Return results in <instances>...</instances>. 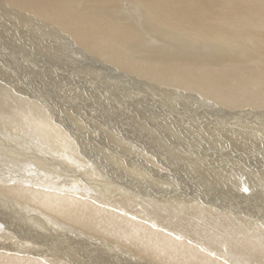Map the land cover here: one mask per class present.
Wrapping results in <instances>:
<instances>
[{"label": "bare ground", "instance_id": "obj_1", "mask_svg": "<svg viewBox=\"0 0 264 264\" xmlns=\"http://www.w3.org/2000/svg\"><path fill=\"white\" fill-rule=\"evenodd\" d=\"M0 22V141L38 149L0 155V264H264V0H0Z\"/></svg>", "mask_w": 264, "mask_h": 264}, {"label": "rangeland", "instance_id": "obj_2", "mask_svg": "<svg viewBox=\"0 0 264 264\" xmlns=\"http://www.w3.org/2000/svg\"><path fill=\"white\" fill-rule=\"evenodd\" d=\"M14 27H20V26L15 24V23H13V22L12 23H7V24H4L3 22H0V29L3 30V33L0 34V35L3 36V39H4V35L5 34L8 36V34L10 33V28H12V30H13V29H15ZM12 34H14V33L12 32ZM64 60L65 61L55 62L54 64L56 66H64V67H67L68 65L72 66L70 62H67V61L73 62L72 60H69V59H64ZM93 76L95 78H97L98 80L105 79V82L107 83L105 89L109 93L114 95L115 97H117L120 100H122L123 102H125V104L126 103L129 104L131 107H137L138 105H145V106L151 108L154 111V110H161L162 107L165 105V103L163 101V95L162 94H160V93H151V95H152V97H153L155 102L154 103L147 102L145 100L146 98H145L144 94L141 92V87L137 88L135 86L129 85L121 78H108L107 76H110V74L108 72H106V75L104 73H102V72H98L96 75H93ZM187 97L190 98V103L187 104V105L178 104V106L185 113H188V114L193 113V115L195 117H197L198 115L202 116L203 118H199V120L200 121H204L206 124H208L211 120H217V121L222 120V122H224V121L227 120V117L233 116L232 114L227 113L226 112L227 110H221V111L217 112L215 109H212L211 106H208V105L200 102L199 99H197L195 97H192V96H187ZM99 100L95 99V101L98 103V105H101V103L103 102V99L100 98ZM87 101H90L91 105H93L91 99H89ZM80 102L86 104L84 99L80 100ZM108 104L113 105L111 102H109ZM56 106L57 107L58 106L62 107L59 104H56ZM108 107H107V112L111 111V106H110V110H109ZM236 113L237 112H235L234 115ZM23 141H24V143H21V142H19L20 144L16 143L15 146L11 148V150L7 146L6 142L0 141V150H1L0 151V155L5 156L8 152H11V153L16 152L15 153L16 155H18V153L21 154V152H23L27 157H29L31 155H34L33 152L37 148L33 149V148L30 147L31 145L29 143H26L25 139ZM8 142H10V141H8ZM16 147H18V148H16ZM6 148H7V150H6ZM3 152H5V153H3ZM22 167L23 168H21V169L27 170V172L31 173L33 171L30 167H27L26 165L22 166ZM4 168L8 169L6 167H4ZM72 168L76 169V171H77V168H75V167H72ZM78 170H80V169H78ZM80 171L83 172L84 170H80ZM6 175L10 176L8 174H6ZM167 190H168V188L165 189V191H167ZM242 190H241L242 194H245V195H249L250 194V191L247 188H242ZM12 218L17 219L16 216H14V215H13ZM0 227H1V225H0Z\"/></svg>", "mask_w": 264, "mask_h": 264}]
</instances>
